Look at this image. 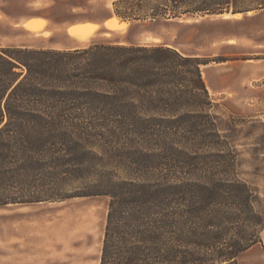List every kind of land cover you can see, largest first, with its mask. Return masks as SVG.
<instances>
[{"label": "trees", "instance_id": "16d2710c", "mask_svg": "<svg viewBox=\"0 0 264 264\" xmlns=\"http://www.w3.org/2000/svg\"><path fill=\"white\" fill-rule=\"evenodd\" d=\"M262 10L264 0H117L110 19ZM207 64L165 44L0 48V207L106 197L99 264H237L262 244L264 213L210 112Z\"/></svg>", "mask_w": 264, "mask_h": 264}, {"label": "rangeland", "instance_id": "374dc122", "mask_svg": "<svg viewBox=\"0 0 264 264\" xmlns=\"http://www.w3.org/2000/svg\"><path fill=\"white\" fill-rule=\"evenodd\" d=\"M114 1L0 0V14L42 17L49 26L43 33L42 20L34 21L35 28L25 25L30 31L0 23V35L20 39L26 46L20 48L29 49L64 50L70 42L78 48L93 43L165 44L205 60L208 64L201 71L213 104L210 112L238 155L240 177L255 189L256 205L264 213V10L238 19L225 13L122 24L106 20L116 17ZM111 20L116 26L106 27ZM71 23L89 30L71 35L66 30ZM6 38L0 48L19 47ZM172 134L182 147L207 149L189 139L193 133ZM107 209L106 197L0 207V264H99ZM261 239L262 244L242 254L237 264H264V229Z\"/></svg>", "mask_w": 264, "mask_h": 264}, {"label": "crops", "instance_id": "0c3cea01", "mask_svg": "<svg viewBox=\"0 0 264 264\" xmlns=\"http://www.w3.org/2000/svg\"><path fill=\"white\" fill-rule=\"evenodd\" d=\"M111 17H109V18H107L106 20H109ZM40 20H42V21H40ZM105 20V21H106ZM29 21L30 22H32V21H40V22H42L43 23V25H44V22H45V29L42 31L43 33L44 32H46V31H48V24H47V21L45 20V18H42V17H35V18H24V19H16V18H12V17H10V16H8V15H6V14H0V23L1 24H5V25H7V26H9V27H12V28H21L22 30H27V31H30V30H28L26 27H25V25L26 24H28L29 23ZM44 21V22H43ZM81 23H84V24H87V23H85V22H80V24ZM93 23H95V22H93ZM93 23H88V24H91V25H94L95 26V30H94V32L97 30V28H98V26H99V28L101 27V25L100 24H97V23H95V24H97V25H95V24H93ZM75 25H79V23H71V24H69V25H67L66 26V30H67V32H68V29L70 28V27H72V26H75ZM103 26H104V24H103ZM43 27V26H42ZM39 28V27H38ZM6 37L5 36H3V35H0V42L2 43L3 41H4V39H5ZM6 41L7 42H10L9 44H11V45H19V47H26V46H24L23 44H22V42H21V40L20 39H17L16 41H14V40H9V39H7L6 38ZM234 44H236V42L234 43ZM10 45V46H11ZM76 48H78L77 46H75V44H74V42L73 43H71L70 42V46L69 47H67V48H65L64 50H72V49H76ZM59 50V49H58Z\"/></svg>", "mask_w": 264, "mask_h": 264}, {"label": "bare ground", "instance_id": "6f19581e", "mask_svg": "<svg viewBox=\"0 0 264 264\" xmlns=\"http://www.w3.org/2000/svg\"><path fill=\"white\" fill-rule=\"evenodd\" d=\"M248 14H251V12H249ZM232 17H234L235 19H238L240 17V14H231ZM37 26V24L32 21L28 24H26L27 28H35ZM105 26L108 28H114L116 26V23L114 21H107L105 23ZM89 28L85 27V26H72L68 29V33L71 35H83L86 34L88 32Z\"/></svg>", "mask_w": 264, "mask_h": 264}]
</instances>
